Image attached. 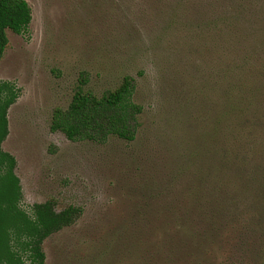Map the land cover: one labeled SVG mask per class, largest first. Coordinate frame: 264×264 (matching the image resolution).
I'll list each match as a JSON object with an SVG mask.
<instances>
[{
    "label": "rangeland",
    "instance_id": "rangeland-1",
    "mask_svg": "<svg viewBox=\"0 0 264 264\" xmlns=\"http://www.w3.org/2000/svg\"><path fill=\"white\" fill-rule=\"evenodd\" d=\"M27 1L29 29L8 30L0 61V79L20 89L3 148L17 159L25 210L49 199L59 210L83 209L46 240L47 264H89L115 230H158L159 203L174 201L170 158H180V138L196 139L193 121L208 98L217 100L216 20L229 11L242 53L260 54L264 65V0ZM81 75L99 96L126 75L136 79L135 100L144 106L136 141L70 140L51 129L54 110L69 106ZM172 183L183 202L185 180ZM236 229L229 230L234 239L244 231Z\"/></svg>",
    "mask_w": 264,
    "mask_h": 264
},
{
    "label": "trees",
    "instance_id": "trees-1",
    "mask_svg": "<svg viewBox=\"0 0 264 264\" xmlns=\"http://www.w3.org/2000/svg\"><path fill=\"white\" fill-rule=\"evenodd\" d=\"M228 13L224 9L216 20L217 100L208 98L203 116L193 121L199 129L196 139L180 138V158H170L174 201L159 203L158 230H115L89 264H264L263 58L242 53ZM32 19L27 0H0V61L9 44L8 30L23 34ZM88 83L81 75L69 106L54 110L51 129L70 140L136 141L144 113L135 100L136 79L126 75L100 96L85 88ZM19 96L15 82L0 79V264H47L46 240L74 225L83 209L69 205L59 210L53 199L35 203L30 212L22 207L17 159L3 148L10 132L9 109ZM180 180H185L183 202L172 183ZM170 217L175 221L170 223ZM171 224L189 228L170 230ZM234 229L244 231L234 239L229 231Z\"/></svg>",
    "mask_w": 264,
    "mask_h": 264
}]
</instances>
